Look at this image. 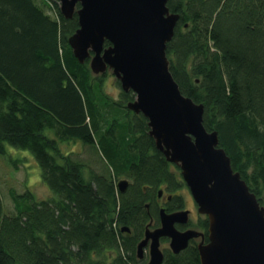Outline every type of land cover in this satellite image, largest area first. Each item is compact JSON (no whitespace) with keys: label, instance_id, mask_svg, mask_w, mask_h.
Wrapping results in <instances>:
<instances>
[{"label":"trees","instance_id":"16d2710c","mask_svg":"<svg viewBox=\"0 0 264 264\" xmlns=\"http://www.w3.org/2000/svg\"><path fill=\"white\" fill-rule=\"evenodd\" d=\"M168 7L179 15L167 44L170 70L204 105L205 127L218 132L264 205V0ZM78 28V15L66 18L59 0H0V152L30 151L52 191L37 198L12 188L5 197L0 186V264H147V252L138 256L147 227L160 225L161 207L186 206L180 167L156 147L148 118L127 106L134 91L117 79L115 99L105 88L110 70L94 74L89 58L75 56L69 38ZM73 142L79 151L67 152ZM98 152L104 172L91 167ZM197 226L208 241L207 218ZM163 264H201L198 241L165 251Z\"/></svg>","mask_w":264,"mask_h":264},{"label":"water","instance_id":"95a60500","mask_svg":"<svg viewBox=\"0 0 264 264\" xmlns=\"http://www.w3.org/2000/svg\"><path fill=\"white\" fill-rule=\"evenodd\" d=\"M61 2L66 18L75 13L79 18V28L69 38L75 56L81 62L89 58L94 74L110 69L124 91H134L128 108L148 118L156 147L180 167L199 212L208 219L205 241L203 232L177 228L176 223H188V210L168 213L162 208L161 225L147 227L138 256L143 258L149 246L147 264H162V237L172 238L175 252L201 237V264H264V205L233 168L218 132L205 127L204 105L181 91L170 70L167 44L179 15L170 11L169 0ZM106 41L111 44L105 46ZM127 185L120 181V191Z\"/></svg>","mask_w":264,"mask_h":264},{"label":"rangeland","instance_id":"374dc122","mask_svg":"<svg viewBox=\"0 0 264 264\" xmlns=\"http://www.w3.org/2000/svg\"><path fill=\"white\" fill-rule=\"evenodd\" d=\"M105 88L106 91L113 96L115 99H120L122 89L119 86L117 82V78L112 73V71H109V74L107 73L105 77ZM113 116L111 115L110 118ZM62 143L68 144L71 142L68 141H61ZM72 144H76L73 142ZM82 145L81 143H78ZM76 144L75 146H72L73 149H65L67 152L73 151L74 149H77L79 151V145ZM69 145V144H68ZM81 150V149H80ZM84 157L89 159V151L85 149L84 151ZM102 154L97 153V156L95 159H97L96 162L92 164V168L98 171L104 172V159H102ZM9 164V168L4 164L6 162ZM13 160V161H12ZM99 160V161H98ZM100 161H103L101 163ZM14 163H21L20 169H17L15 167ZM19 166V165H18ZM7 169L8 170L7 172ZM4 184L6 187H2L3 192L6 196L10 195V190L12 188H15L16 190L23 192L26 189L32 190L37 196V198H46L45 196H48L52 193V191L49 189L47 184L44 182L41 176V168L33 156V154L30 151L14 148L11 146H7L5 153L0 152V186ZM9 186V188H8ZM182 194L184 195L185 201H186V208H188L191 211L190 218H191V227L197 226L200 219H205V215L200 213L198 211V204L196 201H194V197L188 187H184L181 189ZM164 196L163 198H165ZM7 206H13V203H11L8 199H6ZM195 221V222H193ZM153 228V227H152ZM196 228V227H195ZM169 246L168 241H161V248L164 250L165 247Z\"/></svg>","mask_w":264,"mask_h":264},{"label":"flooded vegetation","instance_id":"af4514ba","mask_svg":"<svg viewBox=\"0 0 264 264\" xmlns=\"http://www.w3.org/2000/svg\"><path fill=\"white\" fill-rule=\"evenodd\" d=\"M161 198V197H160ZM171 198V196L169 197V199ZM162 200H164L163 198H162ZM161 210V209H160ZM168 213H170V212H168ZM159 216H160V214H159ZM193 222H195V221H193ZM190 224H191V220L189 219V221H188V223L187 224H184V223H176V226H177V228L178 229H180V230H187V229H191L190 227ZM160 225H161V218H160ZM159 225V226H160ZM197 225V224H196ZM196 227H198V226H196ZM195 229H197V228H195ZM201 229V228H200ZM204 236H205V234H204ZM194 239V238H193ZM193 239H191V240H193ZM162 240H164V241H168L169 242V246L168 247H165V249L163 250L162 248V251H163V253H164V260H165V251H172L173 253H179V252H181V251H179V252H175L174 251V249H173V247H172V245H171V242H172V238H170V237H162L161 238V240H160V244H161V241ZM190 240V241H191ZM190 241H189V243H190ZM206 241V240H205ZM189 245V244H188ZM184 250V249H183ZM148 253V256H149V246L147 247V250L145 251V253ZM145 255V254H144ZM143 258H144V256H143ZM148 261H149V258H148ZM148 261H147V263H148ZM164 262V261H163ZM163 264V263H162Z\"/></svg>","mask_w":264,"mask_h":264},{"label":"bare ground","instance_id":"6f19581e","mask_svg":"<svg viewBox=\"0 0 264 264\" xmlns=\"http://www.w3.org/2000/svg\"><path fill=\"white\" fill-rule=\"evenodd\" d=\"M125 181H127V184L129 183V181H128V180H126V179H125Z\"/></svg>","mask_w":264,"mask_h":264}]
</instances>
